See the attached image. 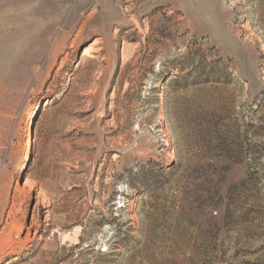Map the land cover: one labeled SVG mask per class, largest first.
<instances>
[{
	"label": "rangeland",
	"instance_id": "1",
	"mask_svg": "<svg viewBox=\"0 0 264 264\" xmlns=\"http://www.w3.org/2000/svg\"><path fill=\"white\" fill-rule=\"evenodd\" d=\"M0 264H264V0H0Z\"/></svg>",
	"mask_w": 264,
	"mask_h": 264
},
{
	"label": "trees",
	"instance_id": "2",
	"mask_svg": "<svg viewBox=\"0 0 264 264\" xmlns=\"http://www.w3.org/2000/svg\"><path fill=\"white\" fill-rule=\"evenodd\" d=\"M175 69H177V70H183L181 67H175Z\"/></svg>",
	"mask_w": 264,
	"mask_h": 264
},
{
	"label": "built area",
	"instance_id": "3",
	"mask_svg": "<svg viewBox=\"0 0 264 264\" xmlns=\"http://www.w3.org/2000/svg\"><path fill=\"white\" fill-rule=\"evenodd\" d=\"M215 213V212H214Z\"/></svg>",
	"mask_w": 264,
	"mask_h": 264
}]
</instances>
